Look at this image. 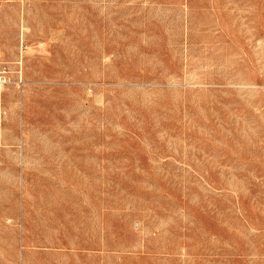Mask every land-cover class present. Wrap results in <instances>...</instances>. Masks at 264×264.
I'll list each match as a JSON object with an SVG mask.
<instances>
[{
    "label": "rangeland",
    "instance_id": "1",
    "mask_svg": "<svg viewBox=\"0 0 264 264\" xmlns=\"http://www.w3.org/2000/svg\"><path fill=\"white\" fill-rule=\"evenodd\" d=\"M0 264H264V0H0Z\"/></svg>",
    "mask_w": 264,
    "mask_h": 264
},
{
    "label": "built area",
    "instance_id": "2",
    "mask_svg": "<svg viewBox=\"0 0 264 264\" xmlns=\"http://www.w3.org/2000/svg\"><path fill=\"white\" fill-rule=\"evenodd\" d=\"M2 120H3V111H2V109L0 108V123L2 122Z\"/></svg>",
    "mask_w": 264,
    "mask_h": 264
}]
</instances>
